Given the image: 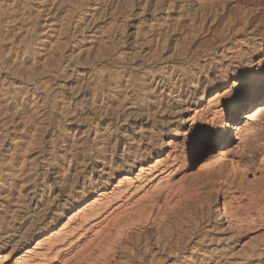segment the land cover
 I'll use <instances>...</instances> for the list:
<instances>
[{
  "label": "rangeland",
  "instance_id": "374dc122",
  "mask_svg": "<svg viewBox=\"0 0 264 264\" xmlns=\"http://www.w3.org/2000/svg\"><path fill=\"white\" fill-rule=\"evenodd\" d=\"M262 1L264 3V0ZM225 2L230 8L235 5L233 0H225ZM186 4L181 0L176 8L173 7L175 9L168 11L167 0H0V131L5 125L3 123L7 121V125L12 128L18 126L16 129L20 131L16 132L21 137L25 134H32L39 128L42 113L47 108L41 104L43 102L38 98V94L50 86H63L68 94L66 128L61 138L55 140L53 153L56 152L57 158L51 161V164L56 162L59 167L58 180L62 178L68 164L74 160L73 154L77 149L80 150L88 144H100L97 151H93L95 155L91 153L92 160L97 161L98 166L91 171H82V174L75 178L72 189L64 196L62 210L59 214L47 218L34 240L20 251L16 252L15 249L23 245L26 238L19 241L13 252L8 253L11 249L10 244L1 248L0 255L4 254V256L0 264H31L37 258L47 257L38 253L37 255L35 251H30L29 253H32L27 256L25 251L32 250L37 241L57 231L59 226L67 221L68 215H73L84 208L99 193H108L106 201L115 203L121 195L125 194L124 192L132 187L133 183L134 185L143 184L144 188L160 189L157 191L162 194L167 193L168 190H190L191 188L196 190L197 195L193 196L192 192L193 197L191 196L187 203L180 221H183L181 224L183 228L189 224L192 227L193 222L200 224L201 228L197 233L188 237L183 246L174 244L158 247L154 244L156 234L150 232V224H146V227H139L140 219L138 218L142 220L145 214L149 216V211H146L135 218V220L138 219L137 223L133 220L131 232L133 236L127 234L128 237L125 238L124 235L116 233L117 236L114 235V238L111 237L112 240L111 238L109 240L113 243L108 242L102 251L107 253L105 251L109 250L107 253L109 255L111 252L114 253L115 261L119 259L116 264H264V240H256L254 234L238 235L237 237L241 236V239L230 247L218 239L221 233L219 224L225 219L223 207L229 214L239 211L237 202L230 204V191L236 188L237 183L241 181L238 180L239 176H236L235 167L240 168L239 170L251 167L249 157L253 156L252 161L254 167L257 168L264 151V91L260 89L264 86V4L260 12H254L248 27L254 40L260 41L258 46L251 48L254 60L252 67L246 62L245 57L223 51L222 46L226 45L229 40L222 41L223 35L217 38L215 34L224 28L222 24L213 22L209 25L210 28L203 29L204 24L201 22L204 23L207 16L211 14L210 7L200 13L185 10ZM140 8L143 10L140 11ZM122 18H125L126 23L129 24L130 35L124 45L117 49L115 44L113 47L108 45L105 37L110 29L112 31L116 29V24ZM74 24L78 27L74 28L72 39L61 40L60 33L67 29L72 31ZM204 44L209 45L206 46L207 49L198 50ZM142 48L146 49L145 51L153 49L154 53H160L162 57L159 60L146 61L137 55L139 49ZM52 49L60 52L58 57L62 62L60 68L44 66ZM202 65L215 68L209 82V91L190 110L189 118L194 113L199 116L196 121L193 123L188 119L178 129L175 127L178 122L173 109L169 106L171 104L169 99L172 100V97H166V93L151 95L150 99L158 103L156 107L160 111L154 117H150L137 109V98V100L128 99L121 102L123 98L116 94L118 90L114 89L113 92V90L104 88L107 76L111 75L115 78L114 81L117 80L120 83L121 79H126L130 74L133 76L153 74L156 80L154 79L155 83L153 82L152 86L157 83L162 84L164 81L163 84L169 87L170 81L159 79L162 72L177 70L178 73H185L193 69H202ZM17 85L21 87V91L16 90ZM148 88L150 89L151 85L147 86ZM93 93H98L101 101L105 100V106H99L101 101L91 103ZM116 100L120 102V105ZM232 100L240 105L227 120V125H210L204 120L209 115V108L218 104L226 106ZM245 103L247 104L244 106ZM116 106H123L118 111L123 116L120 117L118 123L110 120V115L115 114L113 109L117 108ZM91 110H94L96 117L88 121L87 113ZM122 110H125V114ZM19 114L22 116L19 117ZM21 117L23 120L19 119ZM13 118L16 121H13ZM155 131L162 132L159 135L165 143L161 146L157 144L152 148L149 146L146 151L150 154L149 162L160 160V167L164 169L155 174L160 173L161 176L167 166L178 165L180 168L177 175L168 181L166 178L159 181V175L155 180L152 176L148 178L149 180L144 179V176L136 178L139 167H136L135 163L132 176L136 179L126 186L125 183L120 184L116 190H113L122 177L121 169L132 167L130 165L134 161L132 153L138 147L139 141L141 140L139 147L142 148L145 145L142 137ZM176 131L178 133L175 134ZM216 133L222 134V139L218 142L214 141ZM114 142L112 150L117 159L124 160L123 168L117 167L114 174L110 176L102 174L101 179H94L97 177L98 169L102 167V159L110 155L109 144ZM231 148L234 149L222 156L223 152ZM122 149H124L123 152ZM136 159L139 160L140 157ZM20 160L18 166L22 163ZM220 168L224 174H228V178L236 177L235 180H228V182L232 181L230 185L222 184L221 186L220 183H224L223 180H207V170ZM255 168L246 171L243 175L247 179L245 181H252L257 172ZM18 170L15 171V176L20 174L17 178L21 176L19 173L21 171L18 172ZM91 178L99 181L94 182L95 184L91 183ZM164 181L166 186H164ZM89 183L94 184L93 187ZM19 185L18 182L13 187L14 197L17 195ZM5 191L0 190V221L4 218L9 219L10 221L8 220L6 224L11 222L15 230L21 220L14 219L13 215L16 216L13 207L15 199L13 197L9 199L7 196L5 200L6 194L10 193L9 190ZM144 193L145 190L134 193L135 197H132V202L136 203L137 200V203H140L144 197L146 199L148 194L145 193L147 195L145 196ZM8 199L14 200L13 204ZM169 215L170 213L167 212V217ZM99 226L101 227L100 224L93 225L88 233L80 237V244L85 247L86 245L91 246L95 240L91 236L98 235L99 232L96 234L94 231H97ZM7 227L10 229L9 226ZM145 230H147L146 234ZM142 233L143 236H140ZM86 240L90 242L87 243ZM114 247L115 249L111 251ZM166 253L171 254L170 257L165 258ZM48 257L49 262L55 261L51 260L54 256L49 255ZM88 262L86 264H91V261ZM99 264L102 262L100 261Z\"/></svg>",
  "mask_w": 264,
  "mask_h": 264
},
{
  "label": "bare ground",
  "instance_id": "6f19581e",
  "mask_svg": "<svg viewBox=\"0 0 264 264\" xmlns=\"http://www.w3.org/2000/svg\"><path fill=\"white\" fill-rule=\"evenodd\" d=\"M180 1L181 0H167V10L170 11L175 9L176 5L178 6V3ZM182 1L187 3L185 6L186 7L185 10H194L200 12L210 7L212 11L211 14L207 16V19L204 20V23L201 22V24H204L203 29L210 28L209 25H211L213 22L217 24H222L224 28L217 31L215 34H217L216 35L217 38L218 36L221 37L223 35V37L221 38L222 41L229 40V42L226 45L222 46L223 51L227 53H232L234 55L239 54L240 56L245 57L246 62L249 65H251V67L253 66L254 60H253V54L251 48L258 46L260 44V41L257 42L254 40V36H251L252 33L251 31H248V27L251 23L250 22L251 17L252 15H254V12L255 11L260 12L261 11L260 9L263 8V7L261 8L262 4H264L262 0H233L235 2V5L232 8L227 7L228 4L225 2V0H182ZM174 6L175 8H173ZM153 8H155V6H153ZM142 10L143 9L140 8V11ZM116 25H117V27L115 26L116 29L115 27H114L115 29L114 31L110 29L109 32L106 34L105 39L108 45L113 47L115 44V46L118 49L121 48L122 45H124L126 39L130 35L129 34L130 31L128 26L129 24L128 22L126 23L125 18H122L119 21V23ZM75 27H78L77 24H74L72 26V31H69L70 29H67L64 32L61 31L62 32L60 33L61 40L66 41L68 40V38L70 39L71 37H73L72 33ZM205 30H203V32ZM225 33H227V35H225ZM206 46L209 45L204 44V46L199 47L198 50L203 51L207 49ZM145 50L146 49L143 48L139 49L137 55L141 56L146 61H154L156 59L159 60L162 57L160 53H154L153 49H151L152 51H150V49L147 51ZM50 52L51 55H49L46 58L44 62V66H46L47 68H60V66H62V62L58 59V57L60 56V52L54 49L50 50ZM177 54L179 53L177 52ZM214 69L215 68H212L209 65H207L202 69L200 68L193 69L185 73L184 72L178 73L177 70H172L169 72L168 70H165L164 72H162V74L159 75L160 77L159 79L161 80L162 78L164 80L166 79L170 81L169 87L163 84L164 81L162 84L157 83V85L152 86V84L155 83L154 79L156 78L154 77L155 75L153 74H148V75L138 74L139 76L137 75L133 76L132 74H130L127 76L126 79L124 80L121 79L122 81L120 83L117 80L116 81L118 83L114 81L113 79L115 78H112V76L110 75L106 77L107 82L105 84L106 87L104 88L113 90V92L114 89L118 90L117 91L118 93L116 94L122 96L123 101L121 102H124V100H128V99L133 100L137 98L138 99L136 104L137 109L142 111L144 115L150 117H154L155 114L158 113V111H160L159 108L157 110L156 107L158 103L156 104L154 101L150 99L151 95L153 93L155 94L157 93L156 95L166 93L167 95L166 97H172V100L169 99V101L171 102V104L169 103L170 104L169 106L173 109V113L178 122V125H176L175 127L178 129V127L184 125L186 120L190 119L191 122L194 123L196 121V118L199 117L197 113H194V115H192L189 118V113L190 110L193 108V106L198 104L199 99L203 98L208 93L209 82L211 81V77L215 72ZM101 80L102 78L100 79V81ZM168 81L166 82L168 83ZM150 85L151 88L147 89V86L149 87ZM260 89L264 91V86ZM13 90L15 89L13 88ZM16 90L21 91L22 89L20 86L18 87L17 85ZM46 90H45L46 92L44 91L38 94L39 95L38 98L42 99L41 102H43L41 104L42 105L44 104L45 107H47V108L44 107L45 109L44 112L42 113L43 117L42 120L40 121L41 123L39 128L34 130L32 134H25L24 136L21 137L16 132L18 130L16 129L18 126L16 125L17 127L12 128L10 127V125H7L8 122L6 121V123L5 122L3 123L5 125L2 128V131H0V183H2L0 186V190H2L3 192L5 190L10 191L9 194H6V196L3 197L5 198V200L7 196L8 198L13 197L15 199V201L9 200L10 198L8 200L11 203L14 201V204L12 203L14 207V212L16 214V216L13 215L14 219L18 218L21 220V222L19 223V225L16 227L15 230H13L15 226H13L11 222L6 224V222H8L9 219L6 220L4 218V220L0 221V250L4 246L10 244L11 249L8 253L13 252L14 249L17 247L19 241L23 238L24 239L26 238L25 239L26 241L24 242L23 245L18 246V248L15 249V251L18 252L24 246H28L34 240V237L37 234L38 230L45 224V220L49 217H52V215L54 214H59V212L62 210V204H63L62 201L64 199V196L66 195V193H68L69 190L72 189V184L75 178L78 175H81L82 171H91L94 168H96V166H98V162L92 160L93 157L91 153H93L94 150L97 151V148L100 144L99 143L88 144L87 146H83L81 147L80 150L77 149L74 152L73 154L74 160L73 161L71 160L72 162L68 164L67 170L66 169L64 170L65 173L62 174L63 176L61 175L62 178L60 177L61 179L58 180L60 175L59 167L57 166L56 162H55L56 164L55 163L51 164V161H55L57 158L56 152L53 153V149L55 148L54 147L55 140L61 136L62 132L66 128L65 127L66 119L68 115L66 103L68 99V94L63 86H59V87L50 86ZM90 101L92 104H94L95 102H100L101 100L99 94L98 93L91 94ZM105 104L106 103L104 100L101 101L99 106L103 107L105 106ZM246 104L247 103H245L244 106ZM123 105L125 107L126 103ZM239 105L240 104H238L234 100L230 101L226 106L218 104L213 108L212 107L209 108L210 109L208 111L209 115H207L204 118V120H206L210 125H214V124L221 126L225 124L227 125L228 124L227 120L235 113V110L239 108ZM122 107L123 106H119L113 109L115 114L110 115L111 118L110 120L111 121L113 120L112 122L118 123L119 120L121 119L120 117H123L122 113L120 114L118 113V111H120ZM124 111L122 110V112ZM20 116L22 115L19 114V117ZM87 116L89 118L88 121H92V119L96 117L94 110H91L89 113H87ZM14 118L13 121H16L14 120ZM19 119L23 120L22 117ZM200 119L203 120V118ZM176 133L178 132L176 131L175 134ZM159 134H162V132L155 131L154 133L144 135V137L142 138L145 145H143L142 148L139 147L141 138L138 139L140 140L139 143L137 140L138 145L137 143L136 145L138 147L136 146L137 148L132 153L134 158L133 159L134 161L130 164L132 165V167L129 166V168L127 169L123 168L124 160L117 159L115 157L114 150H112L115 142H117L115 138V142L109 144L110 145L109 148H111L109 157L107 155L104 156V159H102L103 160L102 167L98 169L97 177L94 179H101L100 176H102V174L105 175L107 174L108 176L114 174V170L117 167L123 168L121 169L122 177L118 180V183L113 187L114 188L113 190H116L118 186H120V184L125 183V186L131 184L133 180L139 177L144 176V179H148L149 177L152 176V179L154 180L157 179L160 173L159 174H155V173L158 171L161 172L164 168L161 169L160 160L158 159H156L152 163L149 162L150 154H148L146 151L149 149V146L152 148V147H156L157 144L161 146L163 145V143H165V141H163V139L160 138L162 136H160ZM214 136H215L214 137L215 142H218L222 139L221 133H216ZM167 144H169V141H167ZM234 148H231L223 152L222 156L227 154ZM123 151L124 149H122V152ZM263 153H262V158L260 160V164L257 168H255L253 164L252 161L253 156L249 157V162L252 163L251 167H245V169L243 170H239L240 168L237 169V167H235L237 170L236 176H239L238 180L241 181L237 183L236 188L230 191L231 194L230 204L237 202L239 211L232 212L229 214L226 208L223 207V216L225 217V219L224 222L219 224L221 227V233L218 236V239H220V241H224L223 243L229 245V247L230 245L232 246L236 241L241 239V236L237 237L238 235H244L245 233L254 234L253 236L256 238V240H264V154ZM21 157H22L21 159L22 163L20 166H18L17 164ZM138 157H140L139 160L136 159ZM125 162H127L126 159ZM135 163L137 164V166ZM135 166L139 168L135 176L136 178L135 177L133 178L132 173L135 170ZM179 168L180 167L178 165L167 166V169H165L163 175L162 176L159 175L160 177L158 180L160 181L161 179L166 178L167 179L166 181H168L174 178L179 172ZM253 168H255V170L257 171L255 177L250 182L245 181L247 179H245L243 175L246 173L248 169H253ZM16 170H18V172L21 171L19 172L21 173V176H19L21 178L19 177L17 178V176L20 174L15 176ZM222 171L223 170L221 168L218 170L215 169L213 170L211 169L210 171L207 170L206 171V174H208L207 180H223L224 183L221 182L220 183L221 186L222 184L230 185L232 181L228 182V180H235L236 177L232 179L228 178L227 177L228 174L226 173L224 174ZM96 181L99 180H93V179L92 181L90 180L91 183L94 182L96 183ZM18 182L20 184L19 185L20 187L18 189L17 195H15L14 197L12 193L13 187H15L16 183ZM94 184H90L92 185L91 187H93ZM143 186L144 185L143 184L141 185L140 183L135 185L133 183L132 187L128 191L124 192L125 194L121 195L118 198L117 202L115 203L106 201L109 196L108 193L106 192L99 193L95 199L87 203L86 206L84 205L85 206L84 208H82L78 212L76 211L75 214L73 213V215L72 214L68 215L67 221L61 226H59L57 231L51 233L45 239L37 241L32 250L29 249L26 250L25 255L29 256V254L32 253V252L29 253L30 251H35L36 253L35 252L33 253L35 254L38 253L47 256L44 258L42 256L41 258L40 255L39 258L41 259L37 258L33 262H31V264H84V263L86 264L88 261H91V264H99L100 261L102 262V264H116L119 261V259L118 261L116 260L117 262L115 261L114 253L111 252L110 255L107 254L109 252L108 249H106L108 251H105L107 253H103L102 251H104V248L106 247L110 238L116 235V233H118V235H124L125 238L126 236L128 237L127 234H131L133 230L132 227L133 220L136 221L137 223L138 219H140L139 227L141 226L146 227L145 226L146 224H150L151 226L150 232H154V234H156L155 236L156 243L154 244H157L158 247L172 246L174 244L183 246L184 243L187 241L188 237H191L192 235L197 233L198 230L201 228L200 224H197L196 222H193V224L191 223L192 227L189 224L187 227L183 228V226H181L183 221H180V219L183 217V213L185 211L187 203L191 199L192 192L194 194L193 196L197 195L196 190L194 191L192 188L190 190L189 189L187 190L180 189L177 191L168 190L166 191L167 193L162 194L161 192H158L160 191V189H157L158 190L157 191L154 190V187L153 189L152 187H150L151 188L150 189L146 187L144 188ZM164 186H166V182ZM141 190L142 191L145 190V193L148 194V197L146 199L144 197V199L141 201L139 200L140 203H137L136 199H134L136 200V203L135 201L132 202L133 200L132 197L134 196L133 194L139 191L141 192ZM146 194L145 196H147ZM5 200L3 201L5 202ZM167 202H168V206H167ZM146 211L147 212L149 211L148 217L145 216L147 215L145 214L144 215L145 218L143 216L142 220L141 218L135 220L136 217H139L138 215L140 214L143 215V213H145ZM167 212L170 213L168 217H167ZM95 224L101 225V227L100 226L98 227L99 229H97V231H94V233L96 234L98 232L99 233L98 235L94 234L96 237L91 236L95 238L94 243L91 246L89 245L88 247L86 245L87 247L86 248L85 245L83 246V244L82 245L80 244L79 238L84 236L86 232L88 233L89 229H91V227ZM7 226H9L11 230ZM101 230L102 232H100ZM139 230L141 231V229ZM146 231L147 230H145V234ZM131 235L133 236V233ZM140 236H143V233ZM233 238H235V240ZM92 241L93 240L91 239V242ZM110 242L113 243L112 241ZM80 247L83 248L81 249ZM112 249H115V247L111 248V251ZM166 254L167 255H165V258L166 257L168 258L171 255V254L168 255V253ZM49 255L54 256V258L51 257L52 258L51 260L54 259L55 261L49 262L48 261L50 260L48 259ZM96 255L97 257H95ZM3 256L4 254L2 256L0 255V261L2 260Z\"/></svg>",
  "mask_w": 264,
  "mask_h": 264
}]
</instances>
